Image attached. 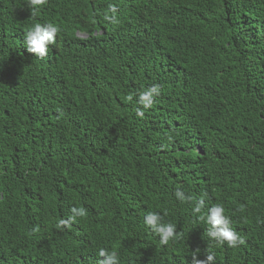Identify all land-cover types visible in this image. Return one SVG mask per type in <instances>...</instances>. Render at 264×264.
Here are the masks:
<instances>
[{
	"label": "trees",
	"instance_id": "trees-1",
	"mask_svg": "<svg viewBox=\"0 0 264 264\" xmlns=\"http://www.w3.org/2000/svg\"><path fill=\"white\" fill-rule=\"evenodd\" d=\"M30 12L0 0V264H98L101 249L119 264H264V0H47ZM49 22L61 31L40 60L24 33ZM205 193L204 211L221 205L245 244L209 240L192 213ZM73 207L87 216L56 229ZM150 212L175 241L159 243Z\"/></svg>",
	"mask_w": 264,
	"mask_h": 264
},
{
	"label": "clouds",
	"instance_id": "clouds-1",
	"mask_svg": "<svg viewBox=\"0 0 264 264\" xmlns=\"http://www.w3.org/2000/svg\"><path fill=\"white\" fill-rule=\"evenodd\" d=\"M28 6L31 9L30 15L35 17L37 15V9L46 5L47 0H27ZM109 11L112 13L109 16L107 13L104 14V19L110 23H118L115 18V13L117 9L110 6ZM61 29L58 25L49 22L44 25L36 23L29 30L24 33V46L29 54H32L36 58L43 60L47 57L49 52V46L54 45L56 42V37L60 33ZM160 95V87L158 85H153L152 87L146 89L144 92L139 94L138 105L136 110V116L140 119L144 118V111L142 109H150L154 104V97ZM127 102L133 101V95L129 94L126 97ZM177 200L181 203L192 202L191 197H186L184 193L180 190L174 193ZM206 193L202 194V198L195 202L192 209L194 216L198 217L200 223L207 225V237L210 241L215 242V246L220 247L227 245L229 248H236L240 245L245 244V240L241 238L231 227V219L225 215V209L221 205H214L210 207L207 212L205 209V198ZM243 207L240 211H243ZM71 215L67 220L61 219L56 225V229H67L74 224L77 218H85L87 216V211L84 208L73 207L71 210ZM166 216L167 213L165 212ZM145 225L157 236L159 237V243L162 246H167L170 241H175L177 239L176 227L171 223H164V218L158 213H148L145 221ZM38 228H34L30 235L38 232ZM99 261L98 264H119V257L115 251H107L101 249L98 252ZM204 260H198L197 255L192 256V264H214L215 257L212 254L205 256Z\"/></svg>",
	"mask_w": 264,
	"mask_h": 264
},
{
	"label": "bare ground",
	"instance_id": "bare-ground-1",
	"mask_svg": "<svg viewBox=\"0 0 264 264\" xmlns=\"http://www.w3.org/2000/svg\"><path fill=\"white\" fill-rule=\"evenodd\" d=\"M150 174H151V173H150ZM150 174H149V175H150ZM151 175H152V174H151ZM150 180H151V179H150ZM153 180H154V179H153Z\"/></svg>",
	"mask_w": 264,
	"mask_h": 264
}]
</instances>
